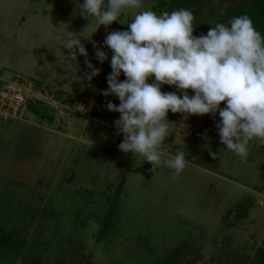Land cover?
I'll return each mask as SVG.
<instances>
[{
	"label": "rangeland",
	"instance_id": "1",
	"mask_svg": "<svg viewBox=\"0 0 264 264\" xmlns=\"http://www.w3.org/2000/svg\"><path fill=\"white\" fill-rule=\"evenodd\" d=\"M161 1L141 0V7L121 13L123 24L100 26L93 34L95 24L87 29L91 21L79 15L75 0H0V87L17 76L33 80V86L40 82L45 90L31 92L32 98L67 114L61 120L54 110H45L48 126L54 118L61 123L50 128L51 134L36 129L28 112L11 125L3 121L0 264H257L264 254V141H251L242 159L221 143L218 113L185 119L169 112L172 125L160 150L166 155L183 150L189 163L182 172L163 161L154 171L143 157L118 147L123 135L114 122L120 114L106 104L120 101L101 95L112 72L105 37L129 30L127 24L141 11L180 9ZM192 13L196 36L217 23ZM74 35L88 57L77 49V59L71 60L64 45ZM93 42L109 57L103 64ZM86 61L100 70L91 81ZM57 91L90 99L96 116L59 106L53 101ZM162 91L182 95L168 85Z\"/></svg>",
	"mask_w": 264,
	"mask_h": 264
},
{
	"label": "clouds",
	"instance_id": "2",
	"mask_svg": "<svg viewBox=\"0 0 264 264\" xmlns=\"http://www.w3.org/2000/svg\"><path fill=\"white\" fill-rule=\"evenodd\" d=\"M75 2L79 15L91 21L87 29L95 24L93 34L100 26L123 24L119 17L124 10L141 7V0ZM127 25L129 30L112 31L105 37L104 45L112 52V72L108 88L101 92L120 101L119 106L106 104L108 111L120 114L114 122L123 135L120 151L143 157L154 171L163 161L176 173L182 172L189 163L184 151L166 155L160 150L172 125L167 120L169 112L185 119L218 113L221 143L242 159L251 141H264V36L248 15L216 23L199 36L194 35V14L186 8L161 14L144 10ZM93 43L96 59L103 64L109 57ZM64 48L70 50L73 61L77 49L88 57L77 35L66 39ZM86 63L92 69L86 79L91 81L100 70ZM121 74L126 79L121 80ZM163 85L175 87L182 95L162 91ZM210 154L216 159V153Z\"/></svg>",
	"mask_w": 264,
	"mask_h": 264
},
{
	"label": "trees",
	"instance_id": "3",
	"mask_svg": "<svg viewBox=\"0 0 264 264\" xmlns=\"http://www.w3.org/2000/svg\"><path fill=\"white\" fill-rule=\"evenodd\" d=\"M168 3V7H180L186 8L191 12H194L196 17L199 19L201 16L206 15L211 18H215L217 23H225L227 24L233 17L248 15L254 24V27L262 36H264V0H162V6H165ZM209 3H214V6L209 5ZM34 82L33 80H31ZM37 90H42V84L40 82H35ZM54 97L56 100H61L63 97L70 98L71 96H66L61 91H57L54 93ZM47 110L48 107L42 101H31L27 102V112L33 114L38 120H43V118H47V114H43ZM2 127H5L3 120L0 119ZM11 125L14 122H6ZM123 184L121 183L118 188L114 202L118 203V199L121 195ZM114 212V208L112 207L110 213L107 214V218H105V228L111 222L112 214ZM105 228L101 229L99 233V238L105 234ZM108 228V227H107ZM3 243L7 245L10 242V237L5 236L3 239ZM257 264H264V254L261 253L257 256Z\"/></svg>",
	"mask_w": 264,
	"mask_h": 264
},
{
	"label": "built area",
	"instance_id": "4",
	"mask_svg": "<svg viewBox=\"0 0 264 264\" xmlns=\"http://www.w3.org/2000/svg\"><path fill=\"white\" fill-rule=\"evenodd\" d=\"M11 82L9 85L0 87V119L18 122L27 113V102L29 100L36 101L32 98L31 92H36L37 88L35 84L33 86L32 81L27 77L17 76ZM54 102H57L59 106L66 110L72 109L73 112L85 115L88 118H94L97 114V108L90 99L63 97L61 100L55 99Z\"/></svg>",
	"mask_w": 264,
	"mask_h": 264
},
{
	"label": "crops",
	"instance_id": "5",
	"mask_svg": "<svg viewBox=\"0 0 264 264\" xmlns=\"http://www.w3.org/2000/svg\"><path fill=\"white\" fill-rule=\"evenodd\" d=\"M42 87H44L43 85H42ZM43 90V89H42ZM44 90H45V87H44ZM42 102V101H41ZM45 105L48 107V109H49V111L51 112L52 110H54L56 113H57V116L59 115L60 116V118L62 117V119L61 120H63V117L64 116H67V114L66 113H60V112H58L57 111V109H55L54 107H50L49 105H47L46 103H45ZM60 113V114H59ZM28 117H31V118H33L36 122H38V123H34L33 122V124H35V125H33V126H35L36 127V129H38L39 131H43L42 133H44V134H46V133H52V132H54L53 130H51L50 128H53L52 126H58V124L60 123V122H58V121H56V119L54 118L53 120L51 119V121H50V123H51V125L50 126H48V124H47V120H45V119H47V118H43V120H38L33 114H31V113H29L28 112ZM30 122V121H29ZM61 124V123H60ZM63 124L65 125V123L63 122ZM47 126V127H46ZM17 129H19V128H17ZM21 129V128H20ZM0 130H7V125L4 127V128H1L0 127ZM16 130V129H15ZM52 132H51V131ZM22 131H23V129H22ZM37 136V135H36ZM41 136V135H40Z\"/></svg>",
	"mask_w": 264,
	"mask_h": 264
}]
</instances>
